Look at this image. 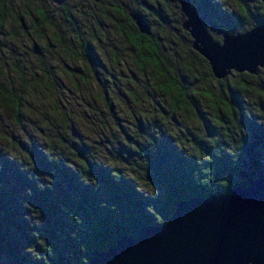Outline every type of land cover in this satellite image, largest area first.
I'll use <instances>...</instances> for the list:
<instances>
[{"label":"clouds","instance_id":"clouds-1","mask_svg":"<svg viewBox=\"0 0 264 264\" xmlns=\"http://www.w3.org/2000/svg\"><path fill=\"white\" fill-rule=\"evenodd\" d=\"M210 2L241 21L234 30L217 31L204 25L219 47L225 46V32L232 37L243 36L258 27L257 17L264 20V0ZM149 3L155 4L156 0ZM169 14L183 26L180 35L144 11L140 0H0V174L6 154L8 160L21 166L20 171L26 173L28 181L35 182L39 191L51 190L56 183V169H51V174L37 172L32 155L36 150L49 163L63 161L85 185L100 188L99 179L90 174L91 164L95 163L109 169L117 183L122 178L130 180L137 192L155 199L160 189L154 182L152 187L138 181L133 172L142 176L141 171L117 166L114 159L96 148L105 142L113 150L117 144L125 146L124 133L134 136L138 121L147 133L138 141L140 148L156 152L158 142L165 136L171 138L185 158H194L202 166L201 171L211 170L208 182L199 179V172L193 173L201 184L208 185L213 178V168L203 167L205 161L213 162V155L207 152L211 159L203 156L185 131L210 145L216 157L222 156L223 148L237 162L244 147L242 136L247 133L241 124L242 113V131L233 134L231 142L207 139L218 136V130L216 135H210L202 119L214 126V117L226 107L224 85L218 79L222 75L209 55L206 59L194 50L193 45L206 53L204 43L197 40L190 26H185L190 19L186 11L177 9ZM256 67L264 83V64ZM237 69L228 66L225 70H231L236 80L247 76ZM244 114L250 119L256 116L257 124L264 126V115ZM181 136L185 139L181 140ZM13 137L28 148L31 160L17 149ZM73 146L87 161L86 167L83 160L75 159ZM142 155L141 167L148 174L150 160L144 151ZM217 184L228 187L229 180L225 177ZM26 192L33 195L31 187ZM22 203L30 209L24 219L39 229L45 223L41 210L27 200ZM100 206L106 207L107 202L101 201ZM111 208L115 210L116 205ZM60 209L67 212L63 204ZM147 211L155 215L157 223L165 222L151 204ZM68 219L83 224L82 218L71 212ZM71 235L76 237V231ZM32 236L35 242L27 245L24 252L34 261L51 264L53 248L46 242V250L37 242L39 238L46 241L40 231L34 230ZM80 251L87 253L88 247L81 243ZM80 259L82 264L89 262L88 255ZM248 264L257 262L249 260Z\"/></svg>","mask_w":264,"mask_h":264},{"label":"trees","instance_id":"trees-1","mask_svg":"<svg viewBox=\"0 0 264 264\" xmlns=\"http://www.w3.org/2000/svg\"><path fill=\"white\" fill-rule=\"evenodd\" d=\"M151 5L152 12L156 11L159 16H165L155 5ZM223 14L231 24L230 29L234 30L241 23L238 17L225 11ZM257 19L260 21L259 24L264 23L259 17ZM260 75L259 71L258 75L247 74L246 77L236 80L232 78V73L222 79L226 107L214 117V126L217 129L208 119H202L204 128L205 130L208 128L210 135H216L218 130V136H209L208 140L216 141L223 138L231 142L233 134H240L242 131L240 125L242 113L241 124L247 129V133L242 136L244 147L237 162L234 163L231 155L223 148L222 156L216 157L210 145L201 141L200 137H194L185 131L187 139L203 156L211 159L209 154L213 155L211 164L207 161L203 164V167H211L214 170L213 178L208 185L199 183L193 177V173L199 172V179L208 182L211 179V170L205 169V173L201 171L202 166L197 164L194 158H185L174 146L171 138L165 136L158 142L156 152H150L143 146L140 148L138 141L147 137V133L139 126V121L134 136L124 133L122 128L125 146L120 147L117 144L114 154L110 155L117 166H122L125 170L141 171L142 176H137L133 172L138 181L152 187L154 182L160 189V195L155 199L137 192L134 182L130 180L122 178L117 183L110 175L109 169L95 163L91 164L90 174L99 179L100 188L85 185L78 174L67 168L64 162L49 163L39 151L34 150L32 155L36 159L37 172L51 174V169H56L54 187L41 192L36 188L35 182L27 180L26 173L21 172L14 161L3 159L5 167L0 174V264H43V261H34L24 252L27 245L35 242L32 236L34 230L40 231L41 236L46 238V241L39 238L38 243L45 246L46 250L47 243L53 248L55 257H50L51 264H82L80 259L82 255H88L90 260L94 253L107 249L119 236H136V233L146 225L163 224L157 223L155 215L147 211L149 204L166 222L180 200L229 193L234 185L245 186L253 178L264 177V126L257 124L256 116L250 119L244 114L255 112L264 115V99H261L264 97V87L255 86V82L261 78ZM185 136H181L180 139H185ZM226 141H221L224 147H228ZM112 149L111 145L107 152ZM71 150L76 154L75 159L83 160L86 167L87 161L79 156L78 149L73 146ZM22 151L27 154L29 160L32 159L27 147ZM142 151L150 160L148 174L141 167L144 163ZM81 154L83 155V150ZM225 177L229 180L228 187L217 184L218 180ZM29 187L33 189L32 196L27 195L26 189ZM23 200L41 210L45 223L39 229L35 225L30 226L29 221L24 219L25 214H30V209L23 206ZM101 201H106L107 206L101 207ZM61 204L66 206L67 212H61ZM113 204L116 205L115 210L111 208ZM68 212L80 216L83 224L78 225L76 221L69 220ZM80 228L84 230L78 231ZM73 231H76V237L71 235ZM81 243L88 247L87 253L80 251ZM69 252L73 255L68 256Z\"/></svg>","mask_w":264,"mask_h":264},{"label":"water","instance_id":"water-1","mask_svg":"<svg viewBox=\"0 0 264 264\" xmlns=\"http://www.w3.org/2000/svg\"><path fill=\"white\" fill-rule=\"evenodd\" d=\"M178 5L190 17L185 26L204 43L206 53L195 45L194 50L213 59L222 75L218 79L232 74L225 70L228 66L250 75L259 73L257 64H264V23L243 36L225 32V46L219 47L191 0H178ZM209 25L218 30L216 23ZM249 260L264 264V177L234 185L229 193L180 200L165 223L146 225L136 236H119L107 249L94 253L88 264H248Z\"/></svg>","mask_w":264,"mask_h":264},{"label":"rangeland","instance_id":"rangeland-1","mask_svg":"<svg viewBox=\"0 0 264 264\" xmlns=\"http://www.w3.org/2000/svg\"><path fill=\"white\" fill-rule=\"evenodd\" d=\"M192 4L195 6L197 13L199 14L200 18L202 19L204 24L209 23H216L219 27L230 29L231 24L228 23L224 16V11L221 9V6L216 4L213 5L210 0H191ZM158 9H160L161 12L165 14V16L161 17L159 16V13H156V11L152 12V5L149 3V0H145V2H142L140 0V6L141 8L149 13L151 16L158 19L163 25L168 26L170 31H173L177 33L178 35L181 34V25H177L176 20L174 16L170 15L169 13H172L174 10H179L178 0H156V3L153 4ZM160 5V7H159ZM180 11V10H179ZM259 74V73H258ZM257 74V75H258ZM260 79L255 82V86L262 88L264 87V83H262V76L260 75ZM252 81V80H251ZM253 82V81H252ZM263 86H260V85ZM257 95L255 96V98ZM203 124V120L201 121ZM119 126V124H118ZM122 131V129H121ZM13 143L17 146V149L23 153L22 149L26 147L23 143H20L15 139V137L12 138ZM96 148L99 151L104 152L106 155H108L110 158V153L114 154V150L107 152L108 148H111V144H108V142H105L104 144H97ZM7 158V155H3V159ZM15 162V161H14ZM63 163V161H61ZM16 163V162H15ZM17 166L21 167L19 164L16 163Z\"/></svg>","mask_w":264,"mask_h":264},{"label":"flooded vegetation","instance_id":"flooded-vegetation-1","mask_svg":"<svg viewBox=\"0 0 264 264\" xmlns=\"http://www.w3.org/2000/svg\"><path fill=\"white\" fill-rule=\"evenodd\" d=\"M218 26V25H217ZM225 29V28H224ZM221 30H223V29H220V27L218 26V30L217 31H221Z\"/></svg>","mask_w":264,"mask_h":264}]
</instances>
